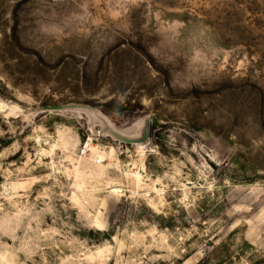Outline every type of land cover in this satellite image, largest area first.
<instances>
[{
  "label": "rangeland",
  "instance_id": "rangeland-1",
  "mask_svg": "<svg viewBox=\"0 0 264 264\" xmlns=\"http://www.w3.org/2000/svg\"><path fill=\"white\" fill-rule=\"evenodd\" d=\"M0 264H264V0H0Z\"/></svg>",
  "mask_w": 264,
  "mask_h": 264
},
{
  "label": "built area",
  "instance_id": "built-area-1",
  "mask_svg": "<svg viewBox=\"0 0 264 264\" xmlns=\"http://www.w3.org/2000/svg\"><path fill=\"white\" fill-rule=\"evenodd\" d=\"M82 152H85V150H84V151H82Z\"/></svg>",
  "mask_w": 264,
  "mask_h": 264
}]
</instances>
